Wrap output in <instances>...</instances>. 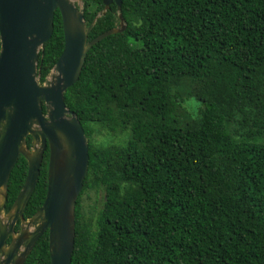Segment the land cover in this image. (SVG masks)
<instances>
[{"label": "trees", "instance_id": "trees-1", "mask_svg": "<svg viewBox=\"0 0 264 264\" xmlns=\"http://www.w3.org/2000/svg\"><path fill=\"white\" fill-rule=\"evenodd\" d=\"M104 6L83 0L87 24ZM120 12L125 30L89 49L64 92L89 140L71 264H264V0H122ZM118 13L113 1L89 39ZM64 43L56 10L41 82ZM48 153L25 217L44 201ZM27 170L20 156L6 211ZM25 264H50L48 231Z\"/></svg>", "mask_w": 264, "mask_h": 264}, {"label": "water", "instance_id": "water-1", "mask_svg": "<svg viewBox=\"0 0 264 264\" xmlns=\"http://www.w3.org/2000/svg\"><path fill=\"white\" fill-rule=\"evenodd\" d=\"M79 1L0 0V264H25L46 231L50 264L72 261L76 203L89 170V140L79 117L66 105L64 92L79 79L89 49L127 26L120 12L122 0H103L101 14L117 3L119 24L89 39L100 13L87 24ZM56 10L64 48L41 82L38 50L53 34ZM47 150L45 198L26 218ZM20 156L27 160V175L6 211L9 178Z\"/></svg>", "mask_w": 264, "mask_h": 264}, {"label": "clouds", "instance_id": "clouds-1", "mask_svg": "<svg viewBox=\"0 0 264 264\" xmlns=\"http://www.w3.org/2000/svg\"><path fill=\"white\" fill-rule=\"evenodd\" d=\"M83 3V2H82ZM83 6V5H82ZM41 49H42V47H40L39 48V50H38V53L40 54V51H41ZM37 67L39 68V66H38V62H37ZM41 81V80H40ZM43 82V81H42ZM45 157V156H44ZM25 216V215H24ZM26 218H28V217H26Z\"/></svg>", "mask_w": 264, "mask_h": 264}, {"label": "flooded vegetation", "instance_id": "flooded-vegetation-1", "mask_svg": "<svg viewBox=\"0 0 264 264\" xmlns=\"http://www.w3.org/2000/svg\"><path fill=\"white\" fill-rule=\"evenodd\" d=\"M19 229V222L16 224V230H18ZM9 241H10V239H9Z\"/></svg>", "mask_w": 264, "mask_h": 264}, {"label": "rangeland", "instance_id": "rangeland-1", "mask_svg": "<svg viewBox=\"0 0 264 264\" xmlns=\"http://www.w3.org/2000/svg\"><path fill=\"white\" fill-rule=\"evenodd\" d=\"M75 1H78V0H75ZM79 3H80L81 6L83 5V3L81 1H79ZM99 13L101 14V12H99Z\"/></svg>", "mask_w": 264, "mask_h": 264}]
</instances>
